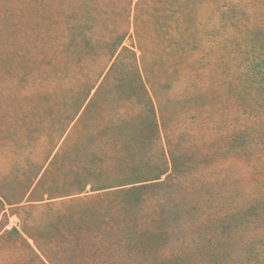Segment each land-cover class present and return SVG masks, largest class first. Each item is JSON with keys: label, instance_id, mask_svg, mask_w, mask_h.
Returning <instances> with one entry per match:
<instances>
[{"label": "trees", "instance_id": "1", "mask_svg": "<svg viewBox=\"0 0 264 264\" xmlns=\"http://www.w3.org/2000/svg\"><path fill=\"white\" fill-rule=\"evenodd\" d=\"M151 2L62 0L57 28L28 38L41 62L25 66L28 95L18 103L48 104L44 87L66 97L44 140L20 126L1 140L12 164L0 172V242L23 246L37 264H264L261 237L243 240L250 251L230 245L247 230L264 234V183L214 187L170 128L162 136L139 38V12ZM245 143L235 129L234 155ZM12 215L19 221L6 228Z\"/></svg>", "mask_w": 264, "mask_h": 264}, {"label": "rangeland", "instance_id": "2", "mask_svg": "<svg viewBox=\"0 0 264 264\" xmlns=\"http://www.w3.org/2000/svg\"><path fill=\"white\" fill-rule=\"evenodd\" d=\"M61 1L0 0V172H9L12 164L3 158L5 134L20 126L44 140L42 134H48L64 110L59 106L66 95L56 86L41 90L48 104L41 99L33 108L18 103L19 96L28 95L23 90L24 68L33 60L41 62L28 38L37 31L44 40L57 28ZM139 38L148 50L145 63L157 84L162 136L163 126L170 128L167 132L177 138L172 139L185 149L187 158L195 155L204 162L214 187L232 185L233 179L245 189H262L264 0H152L150 8L139 12ZM136 41L135 34L126 43ZM42 69L36 65L33 74ZM12 92L19 93L17 98ZM235 129L244 131L245 156L234 155L229 146ZM21 166L20 160L14 162V174ZM2 221L10 228L19 219L12 215ZM247 231L232 238V248L250 251L254 246L244 248L242 242L252 237L264 242V234ZM0 264L37 262L23 246L3 239Z\"/></svg>", "mask_w": 264, "mask_h": 264}]
</instances>
